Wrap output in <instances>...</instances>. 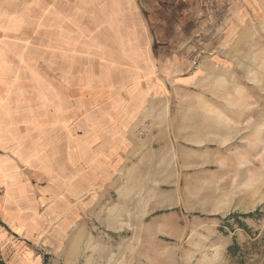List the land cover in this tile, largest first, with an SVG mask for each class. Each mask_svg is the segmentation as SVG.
I'll return each mask as SVG.
<instances>
[{"label": "rangeland", "instance_id": "1", "mask_svg": "<svg viewBox=\"0 0 264 264\" xmlns=\"http://www.w3.org/2000/svg\"><path fill=\"white\" fill-rule=\"evenodd\" d=\"M64 4L55 150L76 132L87 188L69 229L56 199L18 249L30 264H264V0Z\"/></svg>", "mask_w": 264, "mask_h": 264}, {"label": "crops", "instance_id": "2", "mask_svg": "<svg viewBox=\"0 0 264 264\" xmlns=\"http://www.w3.org/2000/svg\"><path fill=\"white\" fill-rule=\"evenodd\" d=\"M64 3L0 0V254L8 264H30L23 248L54 224L56 199L66 198L56 206L61 228L69 229L76 208L69 200L84 197L87 188V162L72 143L76 132L59 138L66 159L55 150L54 56L71 50L69 32L56 29V22L67 21L59 9ZM55 174L63 184L57 192Z\"/></svg>", "mask_w": 264, "mask_h": 264}, {"label": "built area", "instance_id": "3", "mask_svg": "<svg viewBox=\"0 0 264 264\" xmlns=\"http://www.w3.org/2000/svg\"><path fill=\"white\" fill-rule=\"evenodd\" d=\"M3 194H4L3 188H0V198L3 196Z\"/></svg>", "mask_w": 264, "mask_h": 264}, {"label": "trees", "instance_id": "4", "mask_svg": "<svg viewBox=\"0 0 264 264\" xmlns=\"http://www.w3.org/2000/svg\"><path fill=\"white\" fill-rule=\"evenodd\" d=\"M0 264H5V262L0 258Z\"/></svg>", "mask_w": 264, "mask_h": 264}]
</instances>
